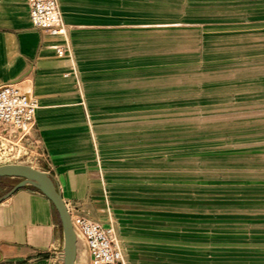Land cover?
Returning a JSON list of instances; mask_svg holds the SVG:
<instances>
[{"label": "crops", "instance_id": "0c3cea01", "mask_svg": "<svg viewBox=\"0 0 264 264\" xmlns=\"http://www.w3.org/2000/svg\"><path fill=\"white\" fill-rule=\"evenodd\" d=\"M204 1L225 3V19L181 21L190 0H59L67 40L32 24L29 0H0V84L19 82L39 101V169L65 202L114 225L127 264H212L211 232L198 236L190 171L181 187L179 139L164 135L180 123L175 87L181 66L191 64L181 58L180 35L196 24L236 33L239 64L261 68L264 0ZM261 96L254 94L255 124L264 120ZM254 144L264 147V139ZM252 178L254 203L238 210V224L255 243L247 257L264 264V163ZM5 188L0 264H64L62 221L42 185L16 177Z\"/></svg>", "mask_w": 264, "mask_h": 264}, {"label": "rangeland", "instance_id": "374dc122", "mask_svg": "<svg viewBox=\"0 0 264 264\" xmlns=\"http://www.w3.org/2000/svg\"><path fill=\"white\" fill-rule=\"evenodd\" d=\"M190 2L182 4L181 21L225 19V3ZM192 27L197 28L180 35L181 58L191 60V64L181 66L180 86L175 87L180 123L165 130V139H179L181 187L188 188L190 171L198 236L204 227L211 232L212 264H260L247 257L254 254L255 243L252 237H243L246 227L238 224L242 216L237 212L252 208L253 166L264 163V147L254 144L264 139V120L255 124L259 118L253 110L254 101L259 100L254 94L264 93V66L239 64L236 33L206 29L200 24ZM169 148L165 146V150ZM40 153L32 130L30 135H23L15 126L0 121V165L23 163L40 168ZM16 177L23 176H0V191ZM79 246L80 264H89L82 240Z\"/></svg>", "mask_w": 264, "mask_h": 264}, {"label": "built area", "instance_id": "2783aa9c", "mask_svg": "<svg viewBox=\"0 0 264 264\" xmlns=\"http://www.w3.org/2000/svg\"><path fill=\"white\" fill-rule=\"evenodd\" d=\"M31 22L34 26L67 35L59 0H29ZM66 39L68 40L67 36ZM69 49L58 47L59 54ZM37 97L19 82L0 84V121L15 126L23 135H30L36 122ZM77 234L88 255L89 264H127L122 243L114 225H104L80 212L66 202Z\"/></svg>", "mask_w": 264, "mask_h": 264}, {"label": "water", "instance_id": "95a60500", "mask_svg": "<svg viewBox=\"0 0 264 264\" xmlns=\"http://www.w3.org/2000/svg\"><path fill=\"white\" fill-rule=\"evenodd\" d=\"M3 175L23 176L38 180L41 183L44 191L54 203L62 221L65 236L64 264H76L77 234L67 204L52 176L45 170L23 163L0 165V176Z\"/></svg>", "mask_w": 264, "mask_h": 264}]
</instances>
